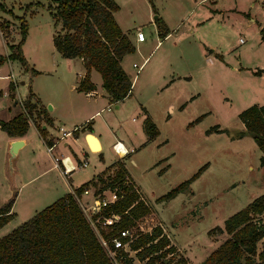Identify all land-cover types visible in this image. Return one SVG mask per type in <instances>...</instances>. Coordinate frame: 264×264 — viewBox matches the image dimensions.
Wrapping results in <instances>:
<instances>
[{
	"label": "crops",
	"instance_id": "obj_1",
	"mask_svg": "<svg viewBox=\"0 0 264 264\" xmlns=\"http://www.w3.org/2000/svg\"><path fill=\"white\" fill-rule=\"evenodd\" d=\"M159 1L161 2L160 5H158V0H152V4L149 1L150 12L152 14L157 13V15H155V31L158 34V37H160L157 38L153 49L156 50L157 48L158 50L163 45L164 48L161 54L154 60L153 64L148 67L147 70L146 67L150 61L149 56L152 51H150L149 54H144V52H142L146 36L144 40H137L136 31L141 29H136L135 26L131 24L133 22L131 18L123 23V20L121 21L117 18L115 14L116 12L114 13L119 26L123 31L129 33L136 45V50L124 55L121 60L123 68L132 78V86L129 95L117 102H111L107 92L102 86V77H97V71L95 69H92L90 73V79L95 84V89L89 90L88 92L78 91L76 87L85 75V67L83 59L75 57L79 59L80 64L78 65L77 70L73 73V75L75 74L74 83L70 86V92L72 95L69 97L68 102H65L63 106H57L53 103L51 108L42 112L41 116L48 118V120H44L41 124L42 131H38L35 124H33L36 134L42 139L47 148L52 163L50 161L48 164H43L36 168L35 164H39V161L36 158L38 156L36 155L35 150L32 148V145H30V142H33L31 139L32 132H30V127L23 137H13L8 135L7 132L1 128L0 124V179L3 178L4 180V177L9 175L7 158L10 141L15 138H24L26 143L19 149V155L16 159L17 164L15 165V171L13 173L15 174V177H17V188L15 189L16 195L13 198L12 210L14 211L15 209L18 200L17 195L19 193L21 194L32 179L38 176L45 177L48 193L55 191L61 193L57 198L69 192L74 193L75 188L79 187L86 181L95 179L103 170L108 168V166L114 162L113 161L106 167L102 168L100 172H97L85 182L74 184L71 174L82 167L79 164H81L83 158H87L88 160V157H86L88 153L85 147L91 152H94L87 141V133L91 131V133L96 136L101 147V149L97 151L100 152V155H102V151L104 150L102 135L100 132H96L94 128L95 118L96 116L102 115L104 106L115 104L116 107L117 105V114H119L118 116H121V118L125 116L126 112L130 113V115L133 113H140L142 118L141 123L136 125L137 130L134 129L131 133L122 131L121 138H118L116 136L117 134L114 132L113 135H108L111 138L108 139L106 145L115 152L113 144L116 141L123 144L125 152H115L116 160L122 157H125V159L128 157V160L124 161L125 166L140 196L149 205L151 204L150 200L152 201L151 196L157 200L154 201L152 206L150 205L151 212L137 221L138 223H143L142 231H150L153 226L160 225L163 232L169 237L171 244L176 247L178 253L193 262L191 263L189 261V264H200L227 237L225 232H215L210 234L209 231L216 226H222L224 220L229 215L237 211L240 207H244L254 199L256 195L251 192L250 196L237 206L239 208L235 207L228 212L218 210L217 217L205 224L201 228L200 233H196L198 231L197 227L199 223L210 216L211 212H216L215 207L210 210L209 207H207L209 205L203 203L206 199L205 197L194 201L195 193L193 192L192 187H190V183L174 197L168 199L158 200L157 198L162 194L155 191L157 185L161 183V177L170 172L174 166H180L183 170L188 169L189 157L193 153L192 147L196 144V140L199 142L198 145H203L210 139L217 141L218 144L220 141V134L226 130V128H223L220 125L219 118H214L212 123L206 122L208 116L213 112V103L210 100V95H208L207 87L209 84H217L218 81H220V78H217L209 69L213 66V69L217 68L219 70V64L221 63L219 56L222 59L223 54L217 52V48H219V37L216 38V36H214L215 38L212 40L209 36L204 34L210 31L216 35L222 34L220 29L223 27L226 14L229 15L230 13H236L238 15L243 13L247 14L250 19L249 24H258L259 30L261 31L264 28V16L260 14L259 9H257V4L254 1L250 4H246L243 0H235L224 5V3H219L217 0H197L195 5L200 2L209 1L214 3L209 9L203 11L199 18L191 20L184 28L183 26L185 23H181L178 19L180 15H182V19H184L193 11L195 6L191 10H187L186 8L189 0ZM211 21H218L215 27L216 30L213 32L206 28L208 26L206 25V22ZM159 22L161 27H158ZM182 27L184 29H182ZM2 31L3 27L0 25V35L2 36L4 43V51L0 50V54L8 55L10 50L2 35ZM159 31L166 34L160 36ZM158 41L161 42L159 43ZM209 46L213 48L209 50L210 52H206V49H208ZM211 53H214V56H211ZM134 54L141 58V63L138 64L140 65V70L137 69V71L139 70L137 72L138 74L132 73L131 67H134V63L137 64L135 58H133ZM9 60L10 59L6 61ZM2 65H0V68ZM241 68H244L245 71L250 74V82H243L244 84L239 86L240 91L243 94L242 102H246L244 108L255 103L263 104L264 72L256 74V68L250 66H240L238 71L241 72ZM259 68L264 69V67ZM7 75L8 74L6 73L0 74V78L7 79ZM141 75H143V77L138 84ZM9 83L10 82H7L2 88H0V91L2 92L0 95V102L9 95L6 89L9 86ZM21 83H26V81L22 80ZM32 92L34 93L32 101L35 98H40L41 103L45 105L46 100H44L37 91ZM80 95H83L86 98V103L80 102ZM15 100H17V102H14L13 104L19 103L18 99ZM19 113L20 110L14 111L13 113H7L5 112V109H0V120L8 121ZM109 116L114 117L115 115L110 114ZM146 116L151 117L158 128V133L151 139L148 138L144 128V120ZM198 117H200V119L196 120ZM114 119L116 121V117ZM112 122V119L109 118L108 120H105L109 132L110 130L113 131ZM116 123L118 128H122V121L120 118H117ZM241 123L243 126L242 128H244L242 121ZM213 126L217 127V129L209 132L208 129ZM85 127L86 129H84ZM81 129L84 130L81 132ZM55 130L59 132L58 136L54 134ZM67 132L71 133L66 134ZM62 135H64V137L60 142L49 151L48 147L53 144L55 138H59ZM152 146H155L156 155L151 160V162H155L153 164L154 167L151 168L156 167V169L158 168V171H154V173H146L149 172L147 171L148 166L144 164L146 156L141 154L148 150V148L152 149ZM77 147L81 149L83 152L82 154L78 153L79 150ZM67 155L71 158L72 162L79 166L70 173L64 174L62 168L55 165L54 159L55 157ZM81 155L85 156L82 157ZM30 157L33 158L31 163L32 172L31 175L26 178L23 174V170L25 169L26 159ZM129 162L131 164L130 166L133 168H141L143 171L136 175L131 171L130 166L128 165ZM207 163L209 165V161H207ZM208 165L206 167L207 169L210 166ZM263 167L264 165L261 164L260 168ZM249 169L253 170V164L251 162H249ZM59 179L64 182H57ZM90 187L92 188H88V193L82 192L80 194L84 200L92 201V196L95 195V186ZM57 198H55V200ZM144 224L146 226H144ZM175 231L178 232L179 237L182 236L188 238L178 242L174 236ZM205 232H207L209 239L212 241L211 245L213 246H210L209 248L203 246L204 248L202 249H195L194 238L198 237V234ZM222 235L224 238L216 240ZM187 251H189V253H187ZM131 254L134 255V252L131 251ZM202 254L204 256L200 257ZM136 263L142 264L137 259Z\"/></svg>",
	"mask_w": 264,
	"mask_h": 264
},
{
	"label": "rangeland",
	"instance_id": "obj_2",
	"mask_svg": "<svg viewBox=\"0 0 264 264\" xmlns=\"http://www.w3.org/2000/svg\"><path fill=\"white\" fill-rule=\"evenodd\" d=\"M34 1L37 0H0L6 7L5 10L0 9V23L5 25L2 35L7 44L12 42L17 43L19 41L20 26L24 19L28 24V33L22 47L24 56L30 65V68L25 69L21 62L16 59H10L3 63L0 68V74L6 73L9 75L13 72L14 78H0V88L7 82L16 85L14 87L15 97L9 94L0 102V109H5L7 113L20 110V112L28 117L31 123V139L34 142H30V145H32V148L35 150L38 156L36 158L39 161V164H35L37 168L43 164H48L50 161L52 163L47 148L42 139L36 134L33 125L35 124L38 131H42L41 124L46 118L42 117L40 112L36 110L30 113L29 110L24 107L25 101L28 99L31 89L32 91H37L39 95L46 100V109L51 108L53 103L57 106H63L72 95L70 86L74 83L75 74L73 75V73L77 70L80 61L78 58L63 57L56 50L53 44L55 27L52 14L48 9L49 0H39L44 3L43 5H32L31 3ZM196 1L197 0H189L186 9L191 10L195 6L193 11L184 19H182V15H180L178 19L181 23H185L183 26L184 28L191 20L199 18L200 14L209 9L214 3L209 1L200 2L195 5ZM217 1L226 5L228 2L235 0ZM243 1L246 4H250L254 1L257 4V9H259L260 14L264 16V4L261 0ZM116 2L119 4V9L115 13L117 18L121 21L123 20V23L131 18L133 21L131 24L134 25L136 29H141L146 36L142 52H144V54H149V52L152 51L149 56L150 61L146 67L147 70L164 48L163 45L158 50L157 48L156 50L153 49L157 38H160L155 31L156 21L154 16L157 15V13L152 14L150 12V3L148 0H116ZM160 4L161 2L158 0V5ZM217 22L218 21L206 22V25H208L206 28L213 32L216 30L215 27ZM249 22L250 19L247 14H226L223 27L220 29L222 34L216 35L215 33H211V31L204 34L209 36L212 40L215 38L214 36H216V38L219 37V48H217V52L223 54L222 59L219 56L221 61L219 70L217 68L213 69V66L209 69L217 78H220V81H218L217 84H209L207 87L208 95H210V100L213 103V112L208 116L206 122L212 123L214 118H219L220 125L226 128V130L220 134V141L218 144L217 141L210 139L203 145H198L199 142L196 140V144L192 147L193 153L189 157L188 169L183 170L180 166H174L170 172L161 177V183L157 185L155 191L160 192L159 194L167 192L180 182L191 178L201 166L204 164L208 165L207 161H209L210 166L208 165V169L206 165L201 173L190 182V187H192L195 193L194 201L205 197L206 199L203 203L206 205L208 204L209 206L207 207H209L210 210L215 207L216 212H211L210 216L199 223L196 233H200L201 228L205 224L217 217L218 210L228 212L241 204V202H244L250 196L251 192L256 196L264 192V167L260 168L261 151L259 147L250 135H244L241 138L234 137L235 132L243 129L241 119L239 118V112L243 110L244 104L246 103L242 102L243 94L239 86L244 84L243 82H250V74L246 72L244 68H241V72L238 71V69H240V66H250L256 68V70L259 69V67H264V40L262 39V33L259 30L258 24H249ZM183 27L182 29H184ZM57 29L60 30V26ZM241 38L243 39L242 41H240ZM212 48L213 47L209 46L206 52ZM0 50L4 51V43L1 35ZM210 55L214 56V53ZM133 58H135L137 64L141 63L140 56L134 54ZM131 68L133 74H138L137 72L140 69L137 71V67ZM96 75L98 78L101 77L98 71ZM142 77L143 75H141L138 84L142 80ZM22 80H25L26 83H21ZM6 89L9 93V86ZM15 99H18L19 103L13 104ZM85 99L83 95H80L81 103H86ZM110 114L115 116L110 117ZM118 115L115 104H112L109 106L105 105L102 115L96 116L94 128L96 132H100L102 135L104 150L102 151V155H100V152H91L85 147L88 153L86 157H88L89 163L71 174L74 184L85 182L94 174L100 172L102 168L116 160L115 152L106 145L108 139L111 138L108 135H113L115 132L117 134L116 136L121 138L122 131L131 133L134 129L137 130L136 125L141 123L142 116L140 113H133L130 115V113L126 112L123 118ZM115 117L116 121L117 118H120L122 121V128L117 127V123L114 119ZM108 118L113 121L111 123L113 131L110 130V132L105 123V120H108ZM84 129H86V127ZM84 129L80 131L82 132ZM54 134L58 136L59 132L55 130ZM154 147L155 146H152V149L148 148V150L141 154L146 156L144 164L148 166L147 171H149L146 173L158 171L156 167L151 168L154 167L153 164L155 163L154 161L151 162L156 155ZM77 148L79 150L78 153L82 154L83 152L81 149H79V147ZM81 156L84 157L85 155ZM30 158L26 159L25 169L23 170V174L26 178H28L32 172L31 163L33 158ZM125 160H128V157ZM249 162L253 164V170L249 169ZM16 164L17 160H15V165ZM128 165H131L130 162ZM130 169L136 175L143 171L141 168L135 169L132 166H130ZM113 170V167L106 168L98 176H102V178L106 179ZM16 178L15 174H9L4 177V180L3 178L0 179V207L15 197V189L17 188ZM57 182L63 183L64 181L59 179ZM97 182V186H95L94 189L103 185L100 181ZM46 184L44 176L35 177L24 188L23 192L17 195L18 200L14 209L16 215L0 228V237L12 231L23 221L31 218L36 212L52 203L57 196H60L59 194L61 193H58V191L48 193ZM89 188L92 187L89 186ZM108 193L109 189L102 192L105 196L108 195ZM149 194L152 195L151 193ZM151 197L152 201L150 200V205L152 206L154 201L157 200L156 198L154 199L153 196ZM140 225H143V223L141 222ZM144 226L146 225L144 224ZM103 229L107 230L108 227L103 226ZM135 230L136 228L133 227V231ZM174 236L178 242L188 238L179 237L177 231H175ZM222 238H224L223 235L216 240H221ZM194 240L195 249L213 246L211 245L212 241L209 239L207 232L198 234V237H195ZM263 241L264 240L259 241V247L262 246ZM187 253H189V251H187ZM203 256L202 254L200 257ZM187 260L193 263L188 258Z\"/></svg>",
	"mask_w": 264,
	"mask_h": 264
},
{
	"label": "trees",
	"instance_id": "obj_3",
	"mask_svg": "<svg viewBox=\"0 0 264 264\" xmlns=\"http://www.w3.org/2000/svg\"><path fill=\"white\" fill-rule=\"evenodd\" d=\"M152 4V0H149ZM32 5H43L37 0ZM0 9L6 7L0 2ZM55 32L53 44L56 50L67 58L80 57L84 61L85 75L77 84L78 91L95 89L90 79L92 69L101 74L102 86L111 102H117L129 95L132 78L121 64L124 55L134 52L136 45L129 33L122 30L114 13L119 9L116 0H49ZM24 19V18H23ZM1 27H5L0 23ZM60 26V30L57 28ZM158 27H161L160 22ZM28 33V24L24 19L20 26V39L10 43L8 55L0 54V65L8 59H16L25 69L30 68L24 56L22 45ZM264 40V28L261 30ZM160 36L166 33L160 32ZM36 71V70H34ZM264 69H257L261 74ZM14 83L9 84V94L15 97ZM2 92L0 91V95ZM30 89L25 107L32 113L46 111L40 98H35ZM244 128L235 132L234 137L250 135L262 152L260 162L264 165V103L252 104L239 112ZM200 119L198 117L196 120ZM48 120V118H46ZM1 128L13 137H23L29 127L28 117L20 112L8 121L0 120ZM144 128L151 139L158 128L151 117L146 116ZM89 129V127H88ZM217 129L211 127L208 131ZM90 130V129H89ZM91 132V131H90ZM125 157L119 158L108 166L114 168L106 179L86 181L73 192L66 193L23 221L12 231L0 237V264H189L187 258L178 253L169 237L160 225L150 231L139 228L133 237H124L129 241V249L116 250L117 262L102 245L100 236L111 240L121 229L137 226V221L151 212L150 205L141 199L135 184L125 166ZM204 164L189 179L180 182L158 200L174 197L182 191L201 171ZM95 195L104 190H115L118 198L103 207L97 215L118 214L119 219L108 229L101 228L99 233L82 210L76 195L89 186H97ZM13 199L0 207V228L16 215L12 210ZM225 232L227 237L200 264H264V193L259 194L244 207L229 215L222 226L212 228L209 233ZM111 247H114L110 242ZM134 252V255L131 254Z\"/></svg>",
	"mask_w": 264,
	"mask_h": 264
},
{
	"label": "built area",
	"instance_id": "obj_4",
	"mask_svg": "<svg viewBox=\"0 0 264 264\" xmlns=\"http://www.w3.org/2000/svg\"><path fill=\"white\" fill-rule=\"evenodd\" d=\"M261 2L264 4V0H261ZM4 34V33H3ZM136 39L137 40H144L145 39V34L142 30H137L136 31ZM243 39L241 38L240 41H242ZM159 43L161 41H158ZM134 67H137L139 69L140 65L134 63L133 64ZM7 77H11L14 78V74L10 73L9 75H7ZM92 93V92H89ZM71 133V132H67L66 134ZM64 137V135L60 136L59 138H55L53 144L51 146L48 147V150L51 151L53 149V147L55 145H57L60 140ZM123 145L122 143H120L119 141H116L113 144V149L115 150V152L120 153V148ZM55 165L57 167H61L62 171L64 174H68L71 171L75 170L79 165L80 166H84L88 163L87 158H83L81 164H76L74 162H72L71 158L67 155V156H61V157H55ZM89 189L85 188L83 193H88ZM141 197V196H140ZM118 198L117 193L115 190H109L108 195H103L100 194L99 196H92V201H87V200H83V198L80 195H76V199L78 200L82 210L84 211V213L86 214V216L88 217V219L90 220L92 226L94 227V229L99 233V230L101 228H103V226H109L112 225L115 221H117L119 219V215L118 214H112L111 216H103V215H97L96 217H94V215L98 212H100V210L109 205L110 203L114 202L116 199ZM141 199H143L141 197ZM137 226H134L137 230V228H139L140 230H143L142 225H140V223L137 222ZM135 230V231H136ZM133 231V227L132 228H125V229H121L115 236H113L111 238V240H107L105 238H103L102 236H100V240L102 245L107 249L109 255L111 256V258L117 262V257H116V250L118 248H123V249H129V241H123L124 237H129L130 239L133 237L134 232ZM110 242L113 243L114 247H111ZM163 264V263H160Z\"/></svg>",
	"mask_w": 264,
	"mask_h": 264
},
{
	"label": "water",
	"instance_id": "obj_5",
	"mask_svg": "<svg viewBox=\"0 0 264 264\" xmlns=\"http://www.w3.org/2000/svg\"><path fill=\"white\" fill-rule=\"evenodd\" d=\"M156 19V16L154 17ZM15 103L17 100L14 101ZM117 107V105H116ZM87 141L90 145L91 149H94L99 145L98 140L94 134L91 132L87 133L86 135ZM26 143L24 138H15L12 139L9 143L8 147V158H7V169L9 171V174H13L15 171V160L18 158L19 155V149L24 146Z\"/></svg>",
	"mask_w": 264,
	"mask_h": 264
},
{
	"label": "bare ground",
	"instance_id": "obj_6",
	"mask_svg": "<svg viewBox=\"0 0 264 264\" xmlns=\"http://www.w3.org/2000/svg\"><path fill=\"white\" fill-rule=\"evenodd\" d=\"M121 146V148H120V153H124L125 152V148H124V146L123 145H120ZM101 149V147H100V145H98L97 147H95L94 149H92V151H94V152H97V151H99Z\"/></svg>",
	"mask_w": 264,
	"mask_h": 264
}]
</instances>
